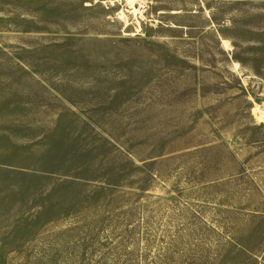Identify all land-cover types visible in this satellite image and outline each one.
I'll return each mask as SVG.
<instances>
[{"label": "rangeland", "instance_id": "1", "mask_svg": "<svg viewBox=\"0 0 264 264\" xmlns=\"http://www.w3.org/2000/svg\"><path fill=\"white\" fill-rule=\"evenodd\" d=\"M0 264H264V0H0Z\"/></svg>", "mask_w": 264, "mask_h": 264}]
</instances>
